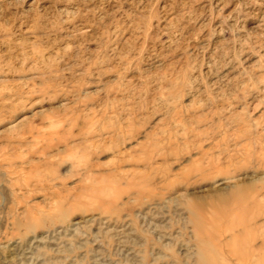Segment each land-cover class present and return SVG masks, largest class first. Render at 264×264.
I'll return each mask as SVG.
<instances>
[{
    "label": "rangeland",
    "instance_id": "rangeland-1",
    "mask_svg": "<svg viewBox=\"0 0 264 264\" xmlns=\"http://www.w3.org/2000/svg\"><path fill=\"white\" fill-rule=\"evenodd\" d=\"M0 264H264V0H0Z\"/></svg>",
    "mask_w": 264,
    "mask_h": 264
}]
</instances>
